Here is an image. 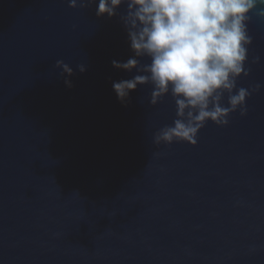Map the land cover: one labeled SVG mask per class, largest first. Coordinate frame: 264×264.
Returning <instances> with one entry per match:
<instances>
[{
	"label": "water",
	"instance_id": "water-1",
	"mask_svg": "<svg viewBox=\"0 0 264 264\" xmlns=\"http://www.w3.org/2000/svg\"><path fill=\"white\" fill-rule=\"evenodd\" d=\"M260 8L237 81L246 114L209 120L195 145L157 144L175 106L151 105L150 84L117 100L112 81L135 74L111 63L131 55L118 18L0 0V264H264Z\"/></svg>",
	"mask_w": 264,
	"mask_h": 264
},
{
	"label": "clouds",
	"instance_id": "clouds-1",
	"mask_svg": "<svg viewBox=\"0 0 264 264\" xmlns=\"http://www.w3.org/2000/svg\"><path fill=\"white\" fill-rule=\"evenodd\" d=\"M90 4H95L96 17L118 18L126 34L131 55L111 63L135 74L112 81L117 100L127 106L133 91L150 84L151 105L165 97L174 103L175 119L158 129L155 143L195 145L209 120L223 126L232 112L246 114L251 93L237 81L248 74L247 22L264 0H69V7ZM257 15L264 16V8ZM55 66L71 88L73 67L63 59ZM77 68L87 70L83 63Z\"/></svg>",
	"mask_w": 264,
	"mask_h": 264
}]
</instances>
